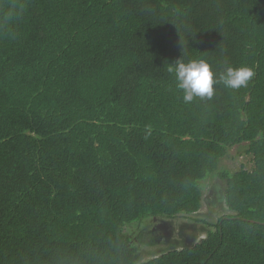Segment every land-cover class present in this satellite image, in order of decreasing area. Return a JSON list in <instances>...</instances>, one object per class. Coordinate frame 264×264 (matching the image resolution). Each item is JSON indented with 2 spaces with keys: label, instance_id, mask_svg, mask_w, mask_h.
<instances>
[{
  "label": "trees",
  "instance_id": "16d2710c",
  "mask_svg": "<svg viewBox=\"0 0 264 264\" xmlns=\"http://www.w3.org/2000/svg\"><path fill=\"white\" fill-rule=\"evenodd\" d=\"M193 59L255 75L185 103ZM213 175L235 214L140 262L125 227L197 213ZM0 264H264V0H0Z\"/></svg>",
  "mask_w": 264,
  "mask_h": 264
},
{
  "label": "rangeland",
  "instance_id": "374dc122",
  "mask_svg": "<svg viewBox=\"0 0 264 264\" xmlns=\"http://www.w3.org/2000/svg\"><path fill=\"white\" fill-rule=\"evenodd\" d=\"M247 149V143L229 149L221 162V170L235 172L242 167L253 168V157L246 153ZM201 184L203 203L197 213H181L172 218L148 216L125 227V233L138 249L140 262L199 242L209 230L215 229L214 225L222 217L235 214L225 202L226 180L213 175Z\"/></svg>",
  "mask_w": 264,
  "mask_h": 264
},
{
  "label": "clouds",
  "instance_id": "9594fccd",
  "mask_svg": "<svg viewBox=\"0 0 264 264\" xmlns=\"http://www.w3.org/2000/svg\"><path fill=\"white\" fill-rule=\"evenodd\" d=\"M174 75L176 87L183 92V101L191 103L196 98H211L214 85L221 82L230 89L247 87L255 75L248 66L233 67L227 65L222 72L216 71L205 59H193L189 62L177 60L167 67Z\"/></svg>",
  "mask_w": 264,
  "mask_h": 264
}]
</instances>
